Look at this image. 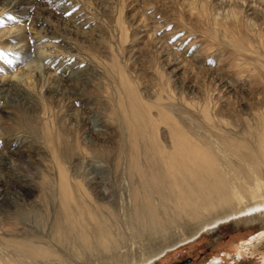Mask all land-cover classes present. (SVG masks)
<instances>
[{
	"label": "bare ground",
	"instance_id": "6f19581e",
	"mask_svg": "<svg viewBox=\"0 0 264 264\" xmlns=\"http://www.w3.org/2000/svg\"><path fill=\"white\" fill-rule=\"evenodd\" d=\"M30 1L0 0V51L11 61L10 66L16 68L22 58L27 61L37 56L40 63L29 62L25 67L34 68L37 82H48L49 95L60 92L64 83L89 84L88 79L69 73L73 66L80 69V77L110 71H106L110 66L105 68L89 54L83 55L75 43L59 39L69 49L68 56H62L58 43L43 40L53 31L45 19L36 22L43 34L33 32L32 27L28 33L24 28L23 21L34 14L31 5L39 3L36 1L48 6L62 4L59 9L65 14L73 12L76 2L69 0L70 6L65 7L67 0ZM188 3L200 22L223 28V32L216 30L217 35L211 38L215 40L220 33L224 38L241 39V28L248 26L232 7H243L245 18L259 22V29L233 47L239 58L254 55L255 39L263 52L259 57H264V17L260 19L256 9L264 0ZM9 15L14 19H8ZM71 15L72 22L88 24L83 15ZM118 26L124 35L121 21ZM42 41L43 46L34 44L38 48L31 56L28 44ZM206 52L202 56L209 62L214 55ZM3 61L0 59V264H155L171 250L224 223L264 220V104L240 106L246 117L227 118L223 106L208 104L206 99V103H191L185 92L179 96L173 93L171 78L147 101L114 58L111 63L119 75L118 96H105L101 101L87 97L73 114L66 113L76 137L71 144L57 142L71 152L72 159L65 166L51 151L56 149L53 144L58 136L50 130L54 124L47 121V109L40 98L29 95V109L33 110L17 123L19 128L6 127L3 119L12 121L13 116L4 106L9 94L27 95L29 90L21 72L11 70ZM103 105L111 106L121 119L115 144L110 142L116 135H109L107 114L91 119L99 109L96 107ZM176 110L188 112L182 119L190 129L173 118ZM30 157L38 158L43 168L36 169L40 172L37 180L32 175L33 179H27L17 168V159Z\"/></svg>",
	"mask_w": 264,
	"mask_h": 264
},
{
	"label": "rangeland",
	"instance_id": "374dc122",
	"mask_svg": "<svg viewBox=\"0 0 264 264\" xmlns=\"http://www.w3.org/2000/svg\"><path fill=\"white\" fill-rule=\"evenodd\" d=\"M72 1L78 5L72 6L75 8L70 13L76 14L77 12L80 17L83 15L82 18L86 20L84 21L88 23L87 25L84 24L83 26L84 22L82 25L72 22V15H66L60 10L62 4L61 6L55 4L48 6L45 2L36 1L39 3L31 5L32 9L34 7L35 15L33 14L32 17L23 21L26 32L30 33L32 32L31 29L34 28L37 31L33 29V32L41 31L42 33V26L36 22L45 19L53 31L43 40L50 38L54 44L58 43L57 45L61 48L59 47L57 50L60 49L62 56H68L69 49L66 45L60 43L59 39L75 43L83 55L89 54L90 58L95 59L96 62L98 61L97 63L100 62L99 64H102L105 68L110 66L108 67L110 69L107 68L106 70L110 71L108 73L105 71L107 74L86 73L87 76L85 74V76L81 75L82 77H80V74L78 75L80 69H75L73 66V68H69V73L72 71L77 74L76 78L88 79V86L74 85V83L66 85L64 83L60 87V92L53 93L54 97H52L48 94V82H37L34 68L28 69V67H25L29 62L40 63L37 56L34 59L31 58L33 61L31 59L26 61V58H22L20 64L17 63L16 68L14 67L15 64H12V66L8 64L10 66L8 68L11 70L15 69V71L19 70L21 72L24 84L29 91L27 95L9 94L4 106L10 114H13L12 121L7 118L3 119L6 127L19 128L17 123L23 121L29 111L33 110L29 109V97L35 95V97L40 98L41 106L47 109V121L54 124V127L50 130L58 136L53 144L56 149L55 151L51 149V151L63 165H69L68 163L72 159L71 152L64 149L62 145H57V142L62 144L64 141L66 144H71L76 137L70 131L72 124L69 123L66 113L71 112L70 115L73 114L76 105H79L87 97H94L95 101H101L105 96L117 97L119 94V75L112 69L111 63L114 58L132 82L135 90L141 93V98L147 101L152 100L153 92H159L161 86L167 85L168 79L171 78L173 82L169 85L173 93L178 95L185 92L191 103L207 102L211 105L223 106L221 107L222 114L227 118L236 120L238 117L236 115L241 114V117L244 115L246 117L245 109L244 111L241 109L264 104V70L262 67L264 66V57H259L263 53L262 49L258 47V43L254 41L255 39L251 38L255 43V54L247 57L244 55L239 58L236 49L233 47L237 43L243 44L246 42L250 38L249 36L252 37V33L257 32L259 29V22L251 20L252 17L245 18L244 12H242L243 7H232L234 12L241 14L240 17L246 20L245 24L249 27L241 28V39L238 36L233 37L231 35L224 38L225 36L220 33V38L215 40L211 38L217 35L216 30L223 32V28H213L200 22L198 15H194L196 13H194L193 8L188 6L190 0ZM27 2L32 3L30 0H26ZM64 4L65 7H69L71 2L67 0ZM262 5L256 4V9L261 15L260 19L264 17V5ZM148 14H152V17ZM118 19L124 26V35L121 33V26H118L120 22ZM155 21L157 22L155 23ZM29 44L28 51L31 56H34L33 54L37 52L38 45H44L43 41L40 43L30 42ZM203 52L213 53L214 57L212 56L210 60L212 63L205 62ZM202 54L204 55L202 56ZM197 55L203 58H197ZM66 63H69L70 66L73 65V62ZM177 69L178 72H173ZM55 75L61 77L58 73ZM102 75H105L102 77L103 79L100 77ZM97 77L104 81L100 79V83ZM220 80L222 82H219ZM224 85L228 88H223ZM96 86L97 89H92ZM82 90H85L83 94H81ZM62 95H65V97ZM46 96H49V98L47 99ZM210 98L212 102L209 100ZM73 105L74 107H72ZM240 106L241 109H239ZM96 108L97 111H94L95 116L92 114L91 119H97L107 114L110 124L109 135H116L110 142L115 144L114 141H118L117 123L121 122L120 117H117L119 113L112 112L110 110L111 106L103 105V107L97 106ZM175 112L173 118L181 121L185 129H190L188 121L182 119V116L185 114L187 116L188 112L183 110H176ZM20 160H16L19 173L27 179L31 180L34 176L33 180H37L40 176L38 171L43 169L39 166L38 158L34 157L32 159L30 157L29 159L23 158ZM36 164L37 166H35ZM79 167L81 166L79 165ZM36 169L39 170L36 171ZM15 193L14 190L11 191V194L15 195ZM261 233H264V220L254 223L234 221L224 223L212 232L202 233L195 241H188L171 250L155 264H264V236L260 235Z\"/></svg>",
	"mask_w": 264,
	"mask_h": 264
},
{
	"label": "snow or ice",
	"instance_id": "6c2138e0",
	"mask_svg": "<svg viewBox=\"0 0 264 264\" xmlns=\"http://www.w3.org/2000/svg\"><path fill=\"white\" fill-rule=\"evenodd\" d=\"M66 15H71V13H66ZM7 18L8 19H14V17L10 16V15ZM2 23H3V21L0 20V24H2ZM0 59H4L9 64L11 63V61L7 59V56L2 51H0ZM209 63H212V61H209ZM253 211H260V210L259 209H254ZM260 235L264 236V233H261Z\"/></svg>",
	"mask_w": 264,
	"mask_h": 264
}]
</instances>
